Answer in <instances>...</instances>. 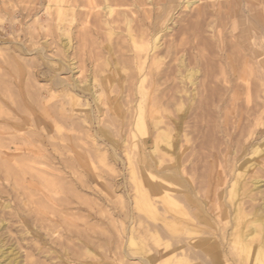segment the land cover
I'll list each match as a JSON object with an SVG mask.
<instances>
[{"label": "rangeland", "instance_id": "1", "mask_svg": "<svg viewBox=\"0 0 264 264\" xmlns=\"http://www.w3.org/2000/svg\"><path fill=\"white\" fill-rule=\"evenodd\" d=\"M9 2L4 10L0 6V125H3L0 126V161H4L0 162V220L5 222L0 232L7 246L18 253L20 264H164L167 231L161 222H156L140 207V192H135L131 186L122 153V141H129L127 132L131 131L130 124L135 116L132 101L137 98L136 94L120 89L118 77L114 75V67H119L114 62L121 60V65L128 55L122 49L120 37L113 36L112 53L108 52L102 27L103 11L88 10L85 0ZM46 3L51 9H46ZM66 4H72L75 14L78 13L72 26L61 21L56 7L65 8ZM197 4L181 11H193ZM150 7L141 5L133 9V17L138 18L137 21L145 18ZM120 10L127 12L128 8ZM180 16L175 15L174 22ZM85 20L90 23L86 24ZM10 22L13 28L8 27ZM168 25L170 30L160 42L161 49H164V41L169 43L175 32L176 24L169 22ZM59 29L69 31L72 48L68 54L60 44L63 31ZM107 60L109 65H105ZM68 64L73 65L74 71H70ZM100 76L114 80L109 94L111 107L97 108L82 87L76 92L72 90V79L78 83L86 80L97 97L101 92L97 82ZM94 77L96 82H93ZM18 86H22L23 94ZM187 88L189 91L191 87ZM49 92L55 96L50 98ZM73 94L78 98L74 103L71 101ZM187 97L183 96L185 111L183 108L177 113L174 102L166 104L165 115L170 119L164 121L168 128L171 127L176 147L179 149L181 145L178 163L193 167L183 173L185 178L181 176L185 181L182 189L204 198L209 183L215 186L223 176L225 158L234 153L233 148L229 149L230 153L225 151L228 148L218 131L231 132L233 126L242 124V119L232 118L233 108L229 105L207 106L203 111L196 109L191 113L197 97L186 109ZM114 104L122 108L119 113L112 109ZM111 141L119 142L122 147L115 148L120 155L118 160L110 147ZM148 190L156 213L162 214L164 193ZM182 192L175 195L181 197ZM5 205L9 207L3 208ZM130 212L133 218L129 217ZM130 219L134 221V241L129 245ZM218 219L217 223L222 222L220 217ZM176 238L185 241L186 237L178 234Z\"/></svg>", "mask_w": 264, "mask_h": 264}, {"label": "bare ground", "instance_id": "2", "mask_svg": "<svg viewBox=\"0 0 264 264\" xmlns=\"http://www.w3.org/2000/svg\"><path fill=\"white\" fill-rule=\"evenodd\" d=\"M9 1L0 0L3 10ZM85 1L88 10L103 11L102 27L105 28L108 52L112 53L113 36H119L122 49L128 54L123 64L120 65L121 60L120 63L114 62L119 67L115 66L113 70L118 77L119 88L136 94L137 98L132 101L135 116L133 115L131 124L129 121V141L123 139L122 153L131 177V186L135 188V192H140V207L147 215L153 216L156 222H161L167 231L164 264H264V0ZM195 4L197 5L193 11L183 12ZM141 5L151 7L147 9L146 17L137 21L138 18L133 17V9L136 10ZM56 7L58 14L62 16L61 21L72 26L78 14H75V7L72 4L65 8ZM124 7L128 8L127 12L120 10ZM48 8L49 4L46 9ZM177 14L181 16L174 22ZM67 17L70 18L67 20ZM169 22L176 24L175 32L171 36L172 40L169 43L164 41V49H161L160 42L170 30ZM85 23L90 22L85 20ZM13 26L12 22L8 24L9 28ZM62 34L60 44L64 53L68 54L72 48L69 31L64 30ZM108 63L107 60L105 65H109ZM72 66L68 64L70 71H74ZM99 78L97 82L101 92L97 97L86 80L78 83L72 79V90L76 92L82 87L83 92L91 95L97 108L105 105L111 107L113 104L109 94L114 80L101 76ZM93 82H96L95 77ZM188 85L191 87L189 91ZM18 91L23 94L22 86H18ZM66 91L68 92L67 89ZM73 95L71 101L74 103L78 98ZM49 96L52 98L55 95L50 93ZM183 96H188L186 109L190 107L195 96L197 97L191 113L196 109L203 111L207 106L220 108L229 105L233 108L232 118L242 119V124L233 126L231 132L225 129L218 131L228 148L225 151L230 153L229 149L233 148L234 153L225 158L223 176L215 186L209 183L204 198H198L191 191L182 189L185 181L181 176L184 177L183 173L193 167L178 163L182 153L181 145L179 149L176 147L171 127L168 128L164 121L170 119L165 115L168 108L166 104L170 105V101L174 102V111L179 113L183 108L185 111ZM112 109L119 113L122 108L119 104H114ZM130 111L133 112L131 108ZM110 147L112 151L122 148L117 141H111ZM114 155L118 160L120 155L116 151ZM27 160L31 161L30 158ZM2 161L0 162L3 163ZM148 189L164 193L161 198L165 205L162 214L156 213L157 209L150 201ZM181 190V197L175 195ZM202 193L200 195L204 194ZM8 207L5 205L3 208ZM131 212L128 214L133 218ZM214 213H219V216L215 217ZM218 217L222 222H216ZM133 223V219H130L127 240L129 245L134 241ZM4 228L5 222L0 220V231ZM178 234L184 235L185 241L176 240ZM5 240L0 232V264H20L18 253L12 246H7ZM86 252L90 254L89 249Z\"/></svg>", "mask_w": 264, "mask_h": 264}]
</instances>
